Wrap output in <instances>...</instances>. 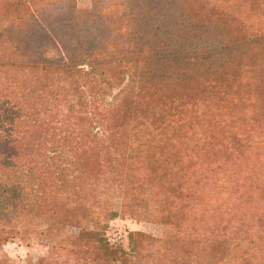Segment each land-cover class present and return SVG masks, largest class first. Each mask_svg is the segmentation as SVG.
Returning a JSON list of instances; mask_svg holds the SVG:
<instances>
[{
  "label": "trees",
  "instance_id": "1",
  "mask_svg": "<svg viewBox=\"0 0 264 264\" xmlns=\"http://www.w3.org/2000/svg\"><path fill=\"white\" fill-rule=\"evenodd\" d=\"M80 1L0 0V249L264 264V0Z\"/></svg>",
  "mask_w": 264,
  "mask_h": 264
},
{
  "label": "rangeland",
  "instance_id": "2",
  "mask_svg": "<svg viewBox=\"0 0 264 264\" xmlns=\"http://www.w3.org/2000/svg\"><path fill=\"white\" fill-rule=\"evenodd\" d=\"M86 0H81L80 3L84 4ZM119 87L113 89V93L117 92ZM86 225V224H79ZM88 226V225H86ZM68 231L77 233L78 228H70ZM129 231H141L147 236L156 235L159 232V226L156 223L148 221H136L127 217L126 215H118L109 222L108 236L126 243V235ZM48 248L45 244L38 243H7L0 249V259H7L9 264H26L29 258L36 260L39 256L46 254Z\"/></svg>",
  "mask_w": 264,
  "mask_h": 264
}]
</instances>
